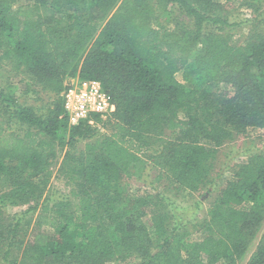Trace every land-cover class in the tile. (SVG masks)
Wrapping results in <instances>:
<instances>
[{"label":"trees","instance_id":"obj_1","mask_svg":"<svg viewBox=\"0 0 264 264\" xmlns=\"http://www.w3.org/2000/svg\"><path fill=\"white\" fill-rule=\"evenodd\" d=\"M18 2L0 0V65L36 76L56 96L41 116L0 88L2 264H239L264 220L263 155L249 157L214 197L197 240L171 228L161 197L126 191L122 180L157 168L154 182L200 190L226 137L264 128V35L237 45L206 31L228 24L218 0ZM173 7L195 28L159 22ZM77 74L102 82L116 102L112 117L70 125L62 92ZM221 82L233 93L213 91ZM109 122L112 133H99ZM15 124L27 127L22 135ZM53 177L64 180L60 196ZM7 204L27 208L7 222ZM36 211L53 234L25 242ZM246 264H264V234Z\"/></svg>","mask_w":264,"mask_h":264},{"label":"rangeland","instance_id":"obj_2","mask_svg":"<svg viewBox=\"0 0 264 264\" xmlns=\"http://www.w3.org/2000/svg\"><path fill=\"white\" fill-rule=\"evenodd\" d=\"M28 1L19 0L18 4L25 5ZM218 3V9L226 17L228 24L223 29L218 28V25L208 24L206 31L222 33L229 37L232 44L237 45H242L250 35H264V0H218ZM171 9L168 16L162 11L159 12L158 15L161 17L159 22L172 28L176 21H180L191 29L195 28L191 17L184 15L175 7ZM31 76L13 69L11 65H0V88L9 96H13L15 98L14 101L18 104L32 107L41 116H48L56 96L55 92L45 89L42 84L38 83L40 80L36 76H32L33 78ZM177 77L186 84L181 71L177 73ZM80 79L82 78L78 74L68 75L65 85L67 86ZM213 91H220L224 95H230L233 93L234 88L230 83L221 82L219 85L213 86ZM180 116L185 117V112H180ZM98 127L100 129L99 133L110 134L115 128V123H99ZM14 128L22 135L27 127L15 124ZM254 155L264 156V128L248 127L244 132H234L231 137H226L217 147L207 176L208 182L200 190L186 191L166 179L154 182L153 179L158 173L157 168H149L146 176L141 180L123 178L122 185L126 191L136 195L150 193L157 196V199L161 197L162 205L166 209V215L169 216L171 228L175 227L180 230L186 240L188 239L187 236L191 240H197L202 232L197 230L198 224L208 217L214 197L224 189L239 166L246 163L247 159ZM62 159L63 156L60 155L55 160V163H57L55 171L60 166ZM50 185L54 186L56 190L54 195L58 196L63 193L65 188L64 180L58 177H53ZM26 208L27 205L7 204L1 217L7 222L13 221L15 215ZM29 215L32 219L27 225L28 232L25 235V242L41 240L44 239L43 236H52V229L44 223L43 219L39 218L38 211L32 214L29 213ZM144 222L153 232L155 228L154 220L150 213L145 215ZM263 234L264 220L254 236H252L248 250L240 259L239 264H246L249 261ZM152 237L157 239L155 233H152ZM21 256L22 251H19V260ZM2 263L3 261L0 259V264ZM107 264L124 263L118 260L107 262Z\"/></svg>","mask_w":264,"mask_h":264},{"label":"built area","instance_id":"obj_3","mask_svg":"<svg viewBox=\"0 0 264 264\" xmlns=\"http://www.w3.org/2000/svg\"><path fill=\"white\" fill-rule=\"evenodd\" d=\"M64 108L70 125L88 120L95 124V115L103 119L112 117L116 111V102L97 79H80L68 85L62 93Z\"/></svg>","mask_w":264,"mask_h":264}]
</instances>
